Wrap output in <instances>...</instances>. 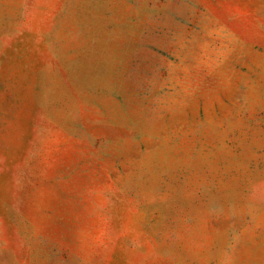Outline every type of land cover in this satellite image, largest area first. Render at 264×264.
<instances>
[{
  "label": "rangeland",
  "instance_id": "rangeland-1",
  "mask_svg": "<svg viewBox=\"0 0 264 264\" xmlns=\"http://www.w3.org/2000/svg\"><path fill=\"white\" fill-rule=\"evenodd\" d=\"M0 264H264V0H0Z\"/></svg>",
  "mask_w": 264,
  "mask_h": 264
}]
</instances>
